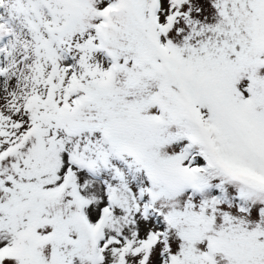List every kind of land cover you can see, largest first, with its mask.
Segmentation results:
<instances>
[{
	"label": "snow or ice",
	"instance_id": "obj_1",
	"mask_svg": "<svg viewBox=\"0 0 264 264\" xmlns=\"http://www.w3.org/2000/svg\"><path fill=\"white\" fill-rule=\"evenodd\" d=\"M0 264H264V0H0Z\"/></svg>",
	"mask_w": 264,
	"mask_h": 264
}]
</instances>
